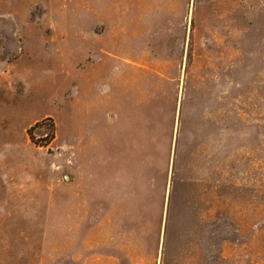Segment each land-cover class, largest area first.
I'll list each match as a JSON object with an SVG mask.
<instances>
[{
  "label": "rangeland",
  "instance_id": "obj_1",
  "mask_svg": "<svg viewBox=\"0 0 264 264\" xmlns=\"http://www.w3.org/2000/svg\"><path fill=\"white\" fill-rule=\"evenodd\" d=\"M0 264H264V0H0Z\"/></svg>",
  "mask_w": 264,
  "mask_h": 264
}]
</instances>
